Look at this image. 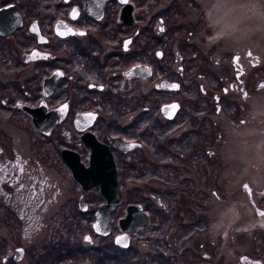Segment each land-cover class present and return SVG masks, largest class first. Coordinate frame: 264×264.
<instances>
[{"label": "flooded vegetation", "instance_id": "flooded-vegetation-1", "mask_svg": "<svg viewBox=\"0 0 264 264\" xmlns=\"http://www.w3.org/2000/svg\"><path fill=\"white\" fill-rule=\"evenodd\" d=\"M208 3L0 0V264H45L40 258L53 261L62 248L78 251V241L127 250L132 233L127 245L114 244L121 231L112 214L122 213L118 220L127 205H139L147 223L136 229L153 226L148 209L167 214L170 196L185 186L243 205L246 234L264 222V184L249 186L233 171L224 191L214 183L232 169H222L232 164L218 153L221 122L236 115L238 99L264 88L263 74L253 78L264 69L249 47L238 46L224 51L230 67L212 66L207 57L220 44H199L211 32ZM207 128L219 144L204 143ZM111 164L118 205L101 235L91 225L106 201L99 184L81 181L109 179ZM131 193L149 208L126 203ZM84 213L92 218L85 232L73 222ZM182 223L185 233L196 227ZM238 238L230 232L221 252L236 264H264L253 252L238 254Z\"/></svg>", "mask_w": 264, "mask_h": 264}, {"label": "rangeland", "instance_id": "rangeland-1", "mask_svg": "<svg viewBox=\"0 0 264 264\" xmlns=\"http://www.w3.org/2000/svg\"><path fill=\"white\" fill-rule=\"evenodd\" d=\"M208 1L209 7L205 20L211 32L203 34L200 38V40L203 39V41H200L199 44H204L211 49L220 44L218 49L216 48L211 52L209 55L210 57H206L210 62H213L212 66H215L216 70H223L224 64L230 67L229 54H226L224 51L229 52V50L234 49L235 46L226 45L219 36H216L217 32L215 33L212 27V5L215 3V0ZM205 5L207 12V4ZM215 38L217 43L214 42ZM253 40L256 43L249 46V48L257 55L255 56L253 54L256 58H259V65L264 69V39L257 36L254 37ZM238 48L240 47L238 46ZM238 48L234 50H238ZM257 74H263L264 77V70L258 71L255 68L253 73L255 81L259 78V76L255 78ZM253 85L257 86L255 82ZM253 94L252 99L250 96L244 101L238 99L239 104L237 105L236 115L232 117L230 114L232 117L231 120H233L232 122L229 119L221 122V139L223 142L229 139V125L233 122L240 124L239 120H245L254 103L257 108H264V88L254 90ZM229 107L231 108L230 105L225 107L227 112L230 110ZM199 132L200 134L205 133V128ZM207 133L209 137L208 139L206 138L204 142L206 145L209 141H214L217 144L220 143L219 141H215L219 137L214 128H207ZM223 148L224 144H221L218 150L220 158L222 156L221 160L232 165H223L222 169L225 170L227 167H231L232 169H228L225 172L222 171L221 178L214 180V183H216L221 190H223L226 181H228L227 176H234L231 171H233L235 175L239 172L240 180H242L241 177L245 174L244 164L239 160L227 159L225 157V150L221 151ZM206 152L208 153V151ZM206 169H210V167L207 165ZM204 181L210 182V184L213 182L208 179ZM190 189H192L190 186H185L172 193L170 198L171 200L173 199L174 203L173 201L170 203L171 208L168 209L167 214L156 212L152 208L148 209L154 220L153 226H144L132 231L130 236L131 243L127 250H119L117 247L113 246L112 243L96 241L95 246H89L84 242V244H82L78 241V251H73L65 247L54 254L53 261H51L50 257H46L45 260H42L40 257L37 258H40L39 262H44L45 264H236L237 261L231 260L230 256H228L227 249L221 252L224 249L222 247H224L228 235L230 232H233L239 237L237 239L239 242L237 247L238 254L242 252H253L264 260V222H260L255 226L256 229L253 230V232L250 231L246 234V231L242 230V226H246L248 217L242 205L236 209L239 212V216L230 226L220 227L213 231L211 226L213 223L220 220L223 210L233 207L230 199L226 195H222L221 200L216 202L214 198L202 194V192L190 194ZM129 195L130 196L125 198L126 203L142 202L149 208V203L143 197L137 194L133 195V193ZM237 199L239 198L234 199L233 202ZM173 205L174 208H172ZM121 214L122 213H119V211L115 212L110 218V220L113 219L115 221V227H117L116 220ZM87 215V213L77 214V217L73 220V222L78 223L77 225H79L84 232L87 231V224L92 222V218L88 219V217H86ZM63 216L59 215L58 217L61 218L60 220L62 222L68 221V219L66 220ZM183 221L189 222L188 227H191L192 222L195 223L196 227H193V230L185 233V228H181ZM74 225L75 224H73V226ZM204 251L206 255H202ZM37 258L33 260H37Z\"/></svg>", "mask_w": 264, "mask_h": 264}, {"label": "clouds", "instance_id": "clouds-1", "mask_svg": "<svg viewBox=\"0 0 264 264\" xmlns=\"http://www.w3.org/2000/svg\"><path fill=\"white\" fill-rule=\"evenodd\" d=\"M212 8V27L226 45L247 49L254 37L264 39V0H215ZM224 148L227 159L244 164L249 186L264 184V108L254 103L242 124L231 123ZM238 216L234 206L226 208L211 227H228Z\"/></svg>", "mask_w": 264, "mask_h": 264}, {"label": "water", "instance_id": "water-1", "mask_svg": "<svg viewBox=\"0 0 264 264\" xmlns=\"http://www.w3.org/2000/svg\"><path fill=\"white\" fill-rule=\"evenodd\" d=\"M81 183L85 184V186H90L96 183L99 184L100 192L106 203L100 206L99 210L95 213L91 226L94 232L97 234H108V213L118 205L116 191L119 187V184L116 181L112 164L110 165L109 179L105 178L104 180L86 182L81 181ZM146 223L147 216L144 212L140 211L139 205H127L125 208V215L117 220V225L121 233L114 236V244L118 246L127 245V234L134 231L137 227L145 225Z\"/></svg>", "mask_w": 264, "mask_h": 264}, {"label": "snow or ice", "instance_id": "snow-or-ice-1", "mask_svg": "<svg viewBox=\"0 0 264 264\" xmlns=\"http://www.w3.org/2000/svg\"><path fill=\"white\" fill-rule=\"evenodd\" d=\"M157 55H159V53L157 54ZM172 87L173 88H175L176 87V85H172ZM172 108H175L176 106L175 105H173V106H171ZM261 215H264V213H260Z\"/></svg>", "mask_w": 264, "mask_h": 264}]
</instances>
